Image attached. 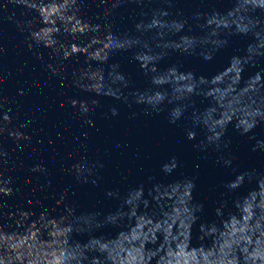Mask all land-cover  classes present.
Instances as JSON below:
<instances>
[{
  "label": "water",
  "instance_id": "1",
  "mask_svg": "<svg viewBox=\"0 0 264 264\" xmlns=\"http://www.w3.org/2000/svg\"><path fill=\"white\" fill-rule=\"evenodd\" d=\"M0 264H264V0H0Z\"/></svg>",
  "mask_w": 264,
  "mask_h": 264
}]
</instances>
